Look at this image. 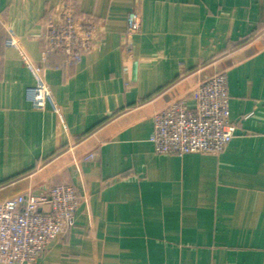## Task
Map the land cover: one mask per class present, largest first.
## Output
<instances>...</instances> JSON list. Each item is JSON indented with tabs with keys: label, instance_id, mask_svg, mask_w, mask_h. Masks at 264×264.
Masks as SVG:
<instances>
[{
	"label": "crops",
	"instance_id": "1",
	"mask_svg": "<svg viewBox=\"0 0 264 264\" xmlns=\"http://www.w3.org/2000/svg\"><path fill=\"white\" fill-rule=\"evenodd\" d=\"M66 4L98 22L72 64L40 40ZM217 72L226 148L154 153L153 114ZM45 183L82 201L34 264H264V0H0V203Z\"/></svg>",
	"mask_w": 264,
	"mask_h": 264
},
{
	"label": "built area",
	"instance_id": "2",
	"mask_svg": "<svg viewBox=\"0 0 264 264\" xmlns=\"http://www.w3.org/2000/svg\"><path fill=\"white\" fill-rule=\"evenodd\" d=\"M58 21L44 23L40 35L45 54L59 52L67 64L92 50L98 22L77 16L66 4ZM141 30L136 1L127 14L122 47L132 54L133 37ZM195 105L171 102L152 116L150 142L156 154L219 153L229 143L235 125L229 121L227 82L223 72L201 80L193 90ZM82 201L69 183L43 184L39 192L27 191L0 203V262L34 264L58 235L73 226Z\"/></svg>",
	"mask_w": 264,
	"mask_h": 264
}]
</instances>
